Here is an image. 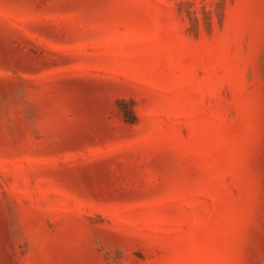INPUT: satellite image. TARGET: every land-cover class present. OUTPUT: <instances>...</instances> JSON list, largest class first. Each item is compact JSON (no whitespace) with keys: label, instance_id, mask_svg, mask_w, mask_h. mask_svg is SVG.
Here are the masks:
<instances>
[{"label":"rangeland","instance_id":"rangeland-1","mask_svg":"<svg viewBox=\"0 0 264 264\" xmlns=\"http://www.w3.org/2000/svg\"><path fill=\"white\" fill-rule=\"evenodd\" d=\"M0 264H264V0H0Z\"/></svg>","mask_w":264,"mask_h":264}]
</instances>
